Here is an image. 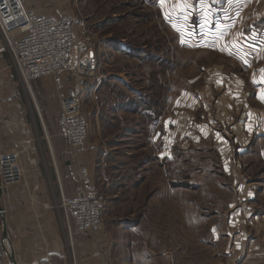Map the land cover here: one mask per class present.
I'll use <instances>...</instances> for the list:
<instances>
[{
  "label": "rangeland",
  "instance_id": "374dc122",
  "mask_svg": "<svg viewBox=\"0 0 264 264\" xmlns=\"http://www.w3.org/2000/svg\"><path fill=\"white\" fill-rule=\"evenodd\" d=\"M46 5L49 10L41 14L69 18L76 45L90 50L96 61L92 86L84 92L80 107L87 134L72 157L79 183L78 170L85 168L91 184L107 201L94 234L71 232L69 237L62 231L63 257L52 254L38 262L18 263L77 264L81 242L104 247L107 260V245L114 242L110 259L123 264L122 250L132 241L142 258L149 260L164 253L180 257L184 264H235L222 251L231 249L234 235L246 227L234 224V216L249 211L237 207L239 186L264 183V143L255 148L260 158L239 156L232 145L225 154L215 148L218 135L231 142L233 121H213L218 114L211 111L206 100L212 98L203 89L214 66L228 61L189 33L187 10L179 9L177 0H163V6L161 0H49ZM214 92L220 97V90ZM34 94L49 120L53 112L49 97L44 91L41 99ZM195 94L205 102L194 103ZM40 100L46 102L44 109ZM207 126L208 137L203 130ZM168 137L173 161L165 164L159 150ZM157 155L159 160L149 166L146 161L153 162ZM120 164L136 167L138 176L114 188L109 178L118 170L112 167ZM252 202L253 217L255 211L264 212V191ZM259 221L253 226H261L264 233V219ZM123 225L131 229L122 231Z\"/></svg>",
  "mask_w": 264,
  "mask_h": 264
},
{
  "label": "crops",
  "instance_id": "0c3cea01",
  "mask_svg": "<svg viewBox=\"0 0 264 264\" xmlns=\"http://www.w3.org/2000/svg\"><path fill=\"white\" fill-rule=\"evenodd\" d=\"M48 1L24 0V3L28 9L34 11V8L35 13L41 14L49 10L46 7ZM177 3L179 9L187 10L185 16L191 27L189 33L228 61L227 65L214 66L205 77L208 86L203 89V93L212 98L206 100L212 106L211 111L216 110L218 114L213 121L221 124L233 121L234 137L231 142L226 137H215L211 126L212 137L214 135L218 140L215 148L225 154L232 145L239 156L257 155L260 158V152H256L255 148L264 143V99L261 98L264 97V0H177ZM180 19L181 15L178 16ZM224 77L228 83L224 82ZM42 84L46 87L41 88ZM216 90H220V97L214 92ZM43 91L53 108L47 121L34 94L36 92L41 99ZM212 91L216 97H213ZM199 96L195 94L193 98L197 105L205 102V98ZM40 103L44 109L46 102L40 100ZM59 113L51 78H31L24 84L18 78L9 56L0 53V156H14L21 174L18 181L1 186L0 205L7 228V249L14 255L17 264L18 261L38 262L52 254L65 255L62 234L65 225L60 199L62 194L68 196L75 192L78 176L72 151L65 145L57 124ZM233 115H237L239 120ZM203 130L208 137L209 133H205L209 131L208 126ZM172 145V138L168 137L159 150L160 160L165 164L173 161ZM158 160L157 155L153 162H146L152 166ZM121 165L112 167L118 170L110 175L109 186L120 187L121 181L137 178L136 167L130 169ZM259 186L241 184L238 189L237 207L244 211L249 208V211L244 215L246 218L234 216V224L238 222L246 227L234 235L231 249L225 247L222 251L233 257L235 264H264V233L261 226H253L262 223L259 220L264 216L259 215H264V212L255 211L253 217L250 208L252 201H257V193L264 191V183ZM101 200L104 204L107 198ZM248 225L255 230L253 227L247 229ZM1 227L0 220V240L3 242ZM127 228L131 229L123 225L122 231ZM226 235L229 236V233ZM110 246L107 245V260H104V247L98 248L95 242L78 243L77 264H115L110 259V252H115V243ZM122 251L123 264H184L180 257H169L164 253L154 260L142 258L132 241ZM188 264L191 263L188 261Z\"/></svg>",
  "mask_w": 264,
  "mask_h": 264
},
{
  "label": "built area",
  "instance_id": "2783aa9c",
  "mask_svg": "<svg viewBox=\"0 0 264 264\" xmlns=\"http://www.w3.org/2000/svg\"><path fill=\"white\" fill-rule=\"evenodd\" d=\"M0 53L9 56L18 78H51L60 110L57 124L66 146L80 149L88 125L81 112L84 92L92 86L96 61L90 50L76 45L72 22L67 17L38 15L21 0H0ZM66 86H69L66 89ZM72 195H61L65 231L92 235L99 228L104 204L89 172L79 168ZM14 156H0V185L19 180ZM7 242L0 240V264H9Z\"/></svg>",
  "mask_w": 264,
  "mask_h": 264
},
{
  "label": "water",
  "instance_id": "95a60500",
  "mask_svg": "<svg viewBox=\"0 0 264 264\" xmlns=\"http://www.w3.org/2000/svg\"><path fill=\"white\" fill-rule=\"evenodd\" d=\"M90 56L93 57L92 52H90ZM1 193H2V191H1V185H0V197H1ZM3 212H4V210L0 205V220L2 223L1 236L4 240H7V228H6V222H5L4 217H3ZM7 254H8V258H9V264H17L14 255L10 252L9 253L7 252Z\"/></svg>",
  "mask_w": 264,
  "mask_h": 264
},
{
  "label": "snow or ice",
  "instance_id": "6c2138e0",
  "mask_svg": "<svg viewBox=\"0 0 264 264\" xmlns=\"http://www.w3.org/2000/svg\"><path fill=\"white\" fill-rule=\"evenodd\" d=\"M161 6H163V0H161ZM205 23H207V20L205 21ZM221 50H225V49H221ZM261 98L264 99V97H261ZM213 232H215V229H213Z\"/></svg>",
  "mask_w": 264,
  "mask_h": 264
}]
</instances>
